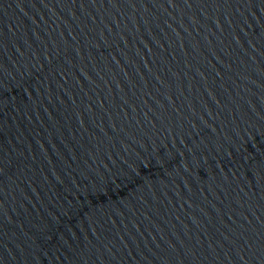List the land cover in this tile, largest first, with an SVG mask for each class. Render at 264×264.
<instances>
[{"label":"water","instance_id":"95a60500","mask_svg":"<svg viewBox=\"0 0 264 264\" xmlns=\"http://www.w3.org/2000/svg\"><path fill=\"white\" fill-rule=\"evenodd\" d=\"M0 264H264V0H0Z\"/></svg>","mask_w":264,"mask_h":264}]
</instances>
